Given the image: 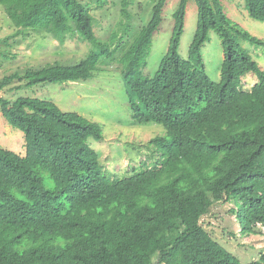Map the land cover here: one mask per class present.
Instances as JSON below:
<instances>
[{
	"label": "trees",
	"instance_id": "1",
	"mask_svg": "<svg viewBox=\"0 0 264 264\" xmlns=\"http://www.w3.org/2000/svg\"><path fill=\"white\" fill-rule=\"evenodd\" d=\"M132 1L121 0L128 18ZM167 1H157L131 42L117 44L116 35L96 36L90 7L79 0H0L17 29L4 42L45 32L60 43L78 35L92 46L78 64L4 78L0 92L17 80L29 88L87 81L115 60L134 125L166 130L147 143L153 167L110 179L89 144L103 140L99 124L46 100L0 98L2 116L26 141L23 156L0 147V264H242L201 220L227 200L236 203L243 234L264 226V70L243 46L264 48V40L230 19L222 0H180L169 51L147 77L142 70ZM191 1L198 23L185 60L179 48ZM244 3L264 22V0ZM211 32L224 48L220 83L206 74L202 55ZM249 74L258 82L247 91ZM249 264H264V250Z\"/></svg>",
	"mask_w": 264,
	"mask_h": 264
},
{
	"label": "rangeland",
	"instance_id": "2",
	"mask_svg": "<svg viewBox=\"0 0 264 264\" xmlns=\"http://www.w3.org/2000/svg\"><path fill=\"white\" fill-rule=\"evenodd\" d=\"M79 1L90 7L94 17V31L100 40L111 41L116 35L117 44L120 43V38L126 44L150 21L158 0H133L127 10L129 18L123 14L121 0ZM244 1L222 0L230 19L251 35L264 40V22L249 16ZM179 4L180 0L167 1L163 12L164 21L153 37L147 66L142 70L147 77L156 75L169 51ZM197 23L198 8L191 1L187 7L185 29L179 48V54L185 60L188 59ZM16 31L12 21L0 8V81L43 66L78 64L92 49L78 35L71 34L66 36L64 43L45 32L30 33L27 37L19 36L4 42L7 37L16 34ZM243 46L264 70V48H256L247 42ZM202 55L206 74L213 82L220 83L224 48L218 33H210L209 41L202 48ZM118 56L120 55H116ZM120 68L118 61H108L102 63L100 70L87 81L43 84L31 88L24 87V80L16 79L17 81L0 92V98L11 102L21 97L46 100L56 104L64 112L77 113L99 124L104 138L101 141L91 139L89 144L100 155L105 176L110 179H124L135 172L153 167L154 162L148 157L152 150L148 149L147 143L152 138L165 136L166 130L158 124L134 125ZM257 82L256 75L249 74L243 78V89L250 91ZM25 144L24 133L9 125L2 116L0 107V147L23 156L26 154ZM156 156L159 157L158 154ZM50 183L47 180V184ZM236 209L234 201L215 202L201 223L222 247L236 256L242 264H249L258 261L264 250V226H258L257 235L246 236L241 232L236 215L232 212Z\"/></svg>",
	"mask_w": 264,
	"mask_h": 264
}]
</instances>
